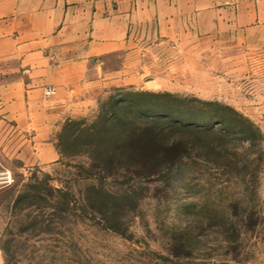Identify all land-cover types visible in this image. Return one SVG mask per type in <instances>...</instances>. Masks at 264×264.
I'll use <instances>...</instances> for the list:
<instances>
[{
    "label": "rangeland",
    "instance_id": "1",
    "mask_svg": "<svg viewBox=\"0 0 264 264\" xmlns=\"http://www.w3.org/2000/svg\"><path fill=\"white\" fill-rule=\"evenodd\" d=\"M224 50L185 55L166 89L112 90L72 119L84 122L83 131L56 135L54 162L26 164L0 144V169L14 175L0 188V264H264V48ZM140 92L186 101L134 95L123 112L137 122L153 121L168 105L173 117L199 124L213 116L214 133L192 135V158L155 175L133 158L109 155L128 119L121 115L105 131L101 110L113 96ZM197 100L230 106L254 130Z\"/></svg>",
    "mask_w": 264,
    "mask_h": 264
},
{
    "label": "crops",
    "instance_id": "2",
    "mask_svg": "<svg viewBox=\"0 0 264 264\" xmlns=\"http://www.w3.org/2000/svg\"><path fill=\"white\" fill-rule=\"evenodd\" d=\"M222 47L264 48V0H0V144L54 162L68 120L116 88L166 89L185 55Z\"/></svg>",
    "mask_w": 264,
    "mask_h": 264
},
{
    "label": "trees",
    "instance_id": "3",
    "mask_svg": "<svg viewBox=\"0 0 264 264\" xmlns=\"http://www.w3.org/2000/svg\"><path fill=\"white\" fill-rule=\"evenodd\" d=\"M134 95L172 98L178 102H185L186 100H181L171 93L140 92L129 93L126 98L122 99L113 96L110 98L109 102L104 104L100 113V120L102 121V125H105V131L110 127L108 122H112V126L115 125V120L119 119L121 115L125 114L128 119L126 122H122L121 128H119L121 143L118 146L116 145L111 152L108 151V154H120L135 159V161H138V163L147 170L146 174L148 175L158 174L162 172L163 167H172L178 163L182 164L185 160L192 158L193 150L195 149V142L191 139L192 135L207 136L215 131L212 125L213 116H206L207 121L199 124L196 121L197 119L192 116L187 117V119L173 117V115L169 113L170 109L168 105H164L161 109L156 110L158 115L153 121H145L143 123L141 121L137 122L140 120L137 116L133 117L129 115L130 112L128 110L123 112V110L129 106V104L127 105V103H125V100H128L127 98ZM197 101L205 106L224 110L228 113V121L229 118H232L250 130H254L255 128L254 124L249 119L230 106H224L218 102L212 101ZM131 106L132 105H130V107ZM228 121L227 117L222 116L218 123L222 126H226ZM130 123H132V125ZM83 124L84 122L82 120H68L63 129L65 131L68 127H72L74 128L73 134H75L76 131L82 130L80 126ZM169 127L178 130L179 133L170 136V132H166ZM91 128L84 130L89 133ZM108 130L112 131L111 128ZM207 146L208 148L213 147L211 143H208ZM101 173L102 171L99 170V174Z\"/></svg>",
    "mask_w": 264,
    "mask_h": 264
},
{
    "label": "built area",
    "instance_id": "4",
    "mask_svg": "<svg viewBox=\"0 0 264 264\" xmlns=\"http://www.w3.org/2000/svg\"><path fill=\"white\" fill-rule=\"evenodd\" d=\"M44 96L46 98L51 97L55 94V89L51 86L44 88ZM14 181V175L12 171L8 168L0 169V188L10 186Z\"/></svg>",
    "mask_w": 264,
    "mask_h": 264
},
{
    "label": "water",
    "instance_id": "5",
    "mask_svg": "<svg viewBox=\"0 0 264 264\" xmlns=\"http://www.w3.org/2000/svg\"><path fill=\"white\" fill-rule=\"evenodd\" d=\"M224 1H227V0H224Z\"/></svg>",
    "mask_w": 264,
    "mask_h": 264
}]
</instances>
